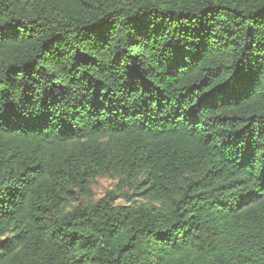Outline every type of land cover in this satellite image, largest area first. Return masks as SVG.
<instances>
[{
    "label": "trees",
    "instance_id": "1",
    "mask_svg": "<svg viewBox=\"0 0 264 264\" xmlns=\"http://www.w3.org/2000/svg\"><path fill=\"white\" fill-rule=\"evenodd\" d=\"M0 264H264V0H0Z\"/></svg>",
    "mask_w": 264,
    "mask_h": 264
},
{
    "label": "rangeland",
    "instance_id": "2",
    "mask_svg": "<svg viewBox=\"0 0 264 264\" xmlns=\"http://www.w3.org/2000/svg\"><path fill=\"white\" fill-rule=\"evenodd\" d=\"M116 184V180L111 176H101L96 178L91 184V193L93 194V199L98 200L106 195L109 190H113ZM116 204L126 203L124 199L117 198Z\"/></svg>",
    "mask_w": 264,
    "mask_h": 264
}]
</instances>
